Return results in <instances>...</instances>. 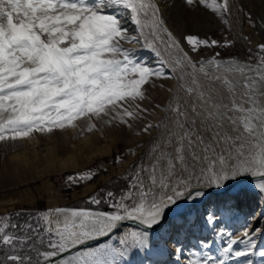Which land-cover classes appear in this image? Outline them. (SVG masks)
I'll return each instance as SVG.
<instances>
[{"label": "snow or ice", "instance_id": "1", "mask_svg": "<svg viewBox=\"0 0 264 264\" xmlns=\"http://www.w3.org/2000/svg\"><path fill=\"white\" fill-rule=\"evenodd\" d=\"M183 3L207 10L231 31L230 0ZM246 18L257 27L251 14ZM233 43L177 36L158 0H0V144L68 129H132L151 114L142 106L149 99L146 86L179 81L163 109L169 115L143 129L160 135L121 188L89 199L95 209L57 207L23 223L11 214L0 217V255L7 264H119L127 248L146 247L149 230L174 213L187 220L190 213L182 209L202 202L207 189L249 179L264 195V43L249 49L250 60L243 62L222 60L219 53L197 61L189 54ZM126 44L139 45L154 63ZM95 174L68 176L67 182L87 183ZM102 203L107 208L99 210ZM126 222L142 228L125 234L124 247L96 243ZM204 223L223 241L221 256L197 251L187 264H255L253 256L264 264L257 245L264 229L233 233L215 213ZM198 243L212 247L207 239Z\"/></svg>", "mask_w": 264, "mask_h": 264}, {"label": "rangeland", "instance_id": "2", "mask_svg": "<svg viewBox=\"0 0 264 264\" xmlns=\"http://www.w3.org/2000/svg\"><path fill=\"white\" fill-rule=\"evenodd\" d=\"M167 5L170 7L167 23L172 25L177 36L196 34L220 42L226 39L234 41L231 47L204 48L198 54L189 52L194 60H208L219 53L222 60L236 58L242 62L249 61L251 56L249 49L255 52L258 45L264 43V24H261L264 20V0L262 2L235 0L238 11L242 10L241 16L248 12L257 22V27L250 25L252 32L236 25V10L233 9L229 31L220 19L207 10L202 8L190 10L183 0H170ZM244 37H249L251 42L246 41ZM125 47L132 48L139 56L154 63L152 54L142 50L139 45L126 44ZM250 62L256 61L252 59ZM178 83L177 79H162L156 80L155 87L146 86L149 99L142 106L151 114H143L144 118L136 121L132 129L124 125L103 127V133L92 144L83 146L82 154L75 160L72 159L73 161L65 156L55 165H47L41 158L35 157L38 153L34 152L37 145L29 140L15 144H0V217L11 214L23 223L33 215L57 207L95 209L97 206L90 205L89 199L96 195L103 196L108 190L116 191L121 188L124 185L123 178L130 174L131 169L148 153L154 138L160 135L155 128L149 133H145L143 129L148 123L157 125L169 115L163 109L173 98V93L169 89L176 90ZM183 94L180 93L181 96ZM74 130L78 133L77 136H81L79 129ZM72 140L76 141L75 137ZM88 171L96 174L87 183L70 185L67 182L68 176ZM238 186L235 194L230 195L231 199H228L229 196L224 200L225 196L210 195L209 199L200 205L198 215L194 213L197 206H193L187 220L178 217L176 221H169L158 233L149 235L146 247L127 248L125 256L117 258L119 264L173 263L175 258H178V264H187L188 259L197 251L204 255L210 252L219 258L223 241L204 223L206 215L212 213L216 214L217 222L222 227L233 233L242 234L248 227L264 229V195H261L250 181L240 183ZM216 198L220 200L219 203ZM260 205L263 209L258 211ZM106 208L105 203L99 206V210ZM126 228L132 229L123 228L101 244L124 247L119 241L125 239V234L129 231L136 230L133 227ZM202 238L212 243L211 249L200 248L198 241ZM257 245L259 249H264V233L258 238ZM178 249L182 251H177ZM164 251H167V255L163 259L161 255ZM249 259L255 264H260V258L257 256ZM0 260H5V256L0 255Z\"/></svg>", "mask_w": 264, "mask_h": 264}, {"label": "bare ground", "instance_id": "3", "mask_svg": "<svg viewBox=\"0 0 264 264\" xmlns=\"http://www.w3.org/2000/svg\"><path fill=\"white\" fill-rule=\"evenodd\" d=\"M259 1L262 2L263 0H258V2ZM158 2L162 5V11L164 13V16H165V19L167 22L168 17H169V11H170L169 10L170 7H168L169 5H167V4L170 3V0L169 1L168 0H166V1L165 0H158ZM230 3L232 5L233 11L236 10V15H235V19L237 20L236 25L238 27H243L244 30H248V31L252 32L250 29V24L248 23L247 18H246V14H248V12H245L246 13L245 16H241L242 10L238 11L237 6L235 5V0H230ZM258 20H259V17H258ZM167 24L169 25L170 29L173 31L172 25L170 23H167ZM97 127H101V126L97 125ZM95 132H96L95 134L94 133L88 134V133L80 130L79 133L81 134V136H77L78 133H76V130H74V129L65 130L63 132L56 131L51 136H38L36 139H32L29 141L30 142L33 141L34 144L37 145V150H35L34 152L36 153L38 151V153L35 154V157H37V159L41 158V160H43L47 165L52 166V165H55L57 161L63 160V158L65 156L70 158V160H72V159L75 160L78 156H80L82 154V150H83L82 147L83 146L92 144L94 142V140L96 138H98L103 133V127L101 128L100 131H95ZM73 137H75L76 141L72 140ZM81 137H83V138H81ZM77 140H79V141H77ZM27 143H28V141H27ZM28 145H29V143H28ZM39 148H41V149H39ZM235 182H232L230 185H228L227 187L222 188L220 190H208L207 189L206 190V196L204 197L202 202L209 199L210 195H215V194H216V196H225L224 200H226L228 198V196H229L228 199H231L230 195L235 194V192L237 191V187H239L238 185H240V184L234 185ZM227 188H231V189H229V191L227 193L222 194L223 191ZM216 200H218V203H219L220 200L218 198H216ZM202 202H198L194 205V206H197V209L194 211V213L196 215H198L200 213L199 207H201L200 205L202 204ZM192 207L189 208L187 205H185V207H184V209H182V211L190 212V211H192ZM262 209H263V206L260 205L258 211H261ZM177 218H178L177 214L174 213L172 216L168 217L163 224L157 226L154 229L149 230L150 234L153 235V234L158 233V231L162 230L169 221H171V220L176 221ZM126 227H133L136 229H140L139 227H134V226H123V228H125V229H132V228H126ZM166 255H167V251H164V254L161 255V257L164 259ZM162 261H164V260H162ZM186 261H187V258H186ZM161 264H178V258H175L173 263L168 262V263H161Z\"/></svg>", "mask_w": 264, "mask_h": 264}, {"label": "water", "instance_id": "4", "mask_svg": "<svg viewBox=\"0 0 264 264\" xmlns=\"http://www.w3.org/2000/svg\"><path fill=\"white\" fill-rule=\"evenodd\" d=\"M245 181H250V180H249V179L238 180V181H236V182L234 183V185H235V184L238 185V184L243 183V182H245ZM229 189H231V188H227V189H225V190L223 191L222 194L227 193V192L229 191ZM124 226H134V227H139L140 229L142 228V226H140V225H138V224H136V223H133V222H126ZM113 236H114V235H112L111 237H113ZM107 240H109V239H108V238H105V239H103V240H101V241H99V242H96V243L101 244V243L106 242Z\"/></svg>", "mask_w": 264, "mask_h": 264}]
</instances>
